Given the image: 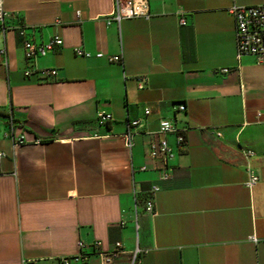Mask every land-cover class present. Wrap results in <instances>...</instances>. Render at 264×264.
I'll use <instances>...</instances> for the list:
<instances>
[{"label": "crops", "instance_id": "obj_1", "mask_svg": "<svg viewBox=\"0 0 264 264\" xmlns=\"http://www.w3.org/2000/svg\"><path fill=\"white\" fill-rule=\"evenodd\" d=\"M262 3L148 0L149 17L117 24L107 23L113 0H3L0 264L78 254L87 259L69 264H129L137 247L140 264H264V65L236 60L227 12ZM54 35L63 44L36 57L25 77L23 41ZM43 69L56 74L42 77ZM179 103L185 111L173 108ZM99 113L112 118L101 125ZM162 118L185 129L179 148L167 136L168 181L148 155ZM133 120L128 148L122 134ZM251 173L258 182L247 187ZM153 183L155 215L143 206ZM95 241L125 252L103 263Z\"/></svg>", "mask_w": 264, "mask_h": 264}, {"label": "built area", "instance_id": "obj_2", "mask_svg": "<svg viewBox=\"0 0 264 264\" xmlns=\"http://www.w3.org/2000/svg\"><path fill=\"white\" fill-rule=\"evenodd\" d=\"M227 12L233 17L235 23V57L236 60H240L243 56H252L257 64L264 65V3L258 5H237L233 4L228 7ZM79 13V12H78ZM77 13V14H78ZM5 11L3 9V0H0V23H3L5 19ZM149 17L148 0H113V10L110 13V18L107 23L115 22L117 24L124 18L131 17ZM180 23L185 24L186 21L182 17ZM19 34L23 35V30H19ZM63 44V40L59 35H54L47 42L34 43L30 40L23 41V54L28 64V68L24 71L25 77H30L35 73L33 70V61L38 56H45L47 53L53 51L56 47ZM75 54L81 57L90 58L92 56L96 58H104L108 62H120V55H105L102 52H97L92 55L90 52L84 51L80 48H75ZM223 73L228 72V68L221 70ZM42 77L54 76L56 74L55 69H43L38 72ZM143 87L142 80L139 81V88ZM176 111L182 112L186 110L184 104H176L173 106ZM150 110L144 109V114L148 115ZM112 115L110 113H99L98 122L103 125L106 124ZM139 120H133L128 123V130L122 134L124 144L130 148L132 146V132L131 128L137 126ZM184 131L185 129H179L174 122L170 119L162 118L159 121L158 130L156 132V138L150 143L148 148V155L152 159H158L161 162L158 167V174L160 181L170 180L172 174L168 167V160L174 155V148L169 143L167 136L174 135L175 143L177 147H181L184 143ZM22 142V137L13 142V146H17ZM5 156V153L0 151V159ZM145 169V167H141ZM258 182V176L250 174L245 185L252 187ZM161 189L159 183H153L150 185L146 192V196L143 200L144 211L148 214L155 215L154 196ZM100 241H95L92 246L97 250V254L101 258L103 263H112L118 256L123 254L122 244L116 242L114 248L110 251L100 250ZM78 246L84 247V243L79 241ZM141 249L138 247L131 252V258L129 264H140ZM87 255L78 254L74 257H64L60 260L61 264H69L72 260H86Z\"/></svg>", "mask_w": 264, "mask_h": 264}]
</instances>
